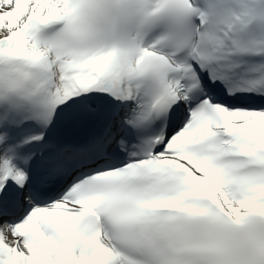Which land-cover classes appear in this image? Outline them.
Segmentation results:
<instances>
[{
	"label": "snow or ice",
	"instance_id": "6c2138e0",
	"mask_svg": "<svg viewBox=\"0 0 264 264\" xmlns=\"http://www.w3.org/2000/svg\"><path fill=\"white\" fill-rule=\"evenodd\" d=\"M0 264H264V0H0Z\"/></svg>",
	"mask_w": 264,
	"mask_h": 264
}]
</instances>
